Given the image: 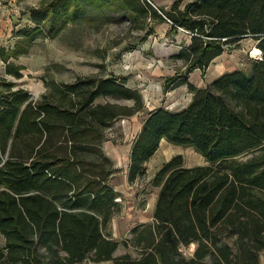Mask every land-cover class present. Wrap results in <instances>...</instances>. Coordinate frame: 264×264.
Here are the masks:
<instances>
[{
  "label": "trees",
  "instance_id": "1",
  "mask_svg": "<svg viewBox=\"0 0 264 264\" xmlns=\"http://www.w3.org/2000/svg\"><path fill=\"white\" fill-rule=\"evenodd\" d=\"M84 3L141 20L145 36L152 34L148 23H167L189 38L174 57L183 60L185 73L165 79L162 89L186 85L191 102L177 112L147 114L131 148L128 181L144 174L161 140L192 148L206 165L185 168L181 155L164 163L151 182L160 189L154 223L117 243L104 235L119 205L102 143L115 121L143 110L141 95L112 76H92L52 85L33 101L13 90L12 81H0V264H258L264 250V0H175L168 11L151 0H53L31 13L37 27L19 35L24 40L9 56L17 58L37 33L54 39L67 24L88 21ZM245 38L261 55L248 73L222 74L203 89L186 81ZM5 72L21 78L9 64ZM99 97L132 106L94 104ZM119 244L136 256L114 257Z\"/></svg>",
  "mask_w": 264,
  "mask_h": 264
},
{
  "label": "rangeland",
  "instance_id": "2",
  "mask_svg": "<svg viewBox=\"0 0 264 264\" xmlns=\"http://www.w3.org/2000/svg\"><path fill=\"white\" fill-rule=\"evenodd\" d=\"M51 1L0 0V81H12L15 83L13 90L24 91L33 101L41 100L42 96L50 93L52 85L70 84L92 76H112L116 83L123 82L124 87L137 91L141 97L147 93L153 97L163 94L165 79L185 73L183 60L174 59L178 47L182 49L189 45L188 35L184 32H165L169 29L167 23V26L148 23L152 34L145 36V24L141 20L133 23L131 16L123 11L114 13L103 10L98 13L97 9L86 3L83 8L88 21L78 20L67 24L54 39L42 32L37 33L30 42L22 44L25 50L17 58L9 56L15 45L24 40L19 35L37 27L31 20V13ZM152 1L160 4L174 0ZM241 45L251 47L247 58L258 57L253 40L246 38ZM7 64L20 69V79L14 80L6 74ZM105 103L132 106L130 100L112 97H99L94 101V104ZM126 119L115 121L110 127V134L106 135L108 129L105 131V138H115L114 129ZM183 148L179 146L177 149L181 151ZM183 154L188 162L193 161L190 151Z\"/></svg>",
  "mask_w": 264,
  "mask_h": 264
},
{
  "label": "crops",
  "instance_id": "3",
  "mask_svg": "<svg viewBox=\"0 0 264 264\" xmlns=\"http://www.w3.org/2000/svg\"><path fill=\"white\" fill-rule=\"evenodd\" d=\"M152 2L154 8H163L166 11L170 10L173 3V1H162L160 4L156 1ZM187 2L190 1H186L185 3ZM185 3H183V5ZM157 24L166 25V23ZM167 31L170 32V25L169 29L165 32ZM243 40L244 39L237 42L236 46L226 47L220 56L210 62L204 73H201L198 69H194L187 75L186 81L197 89H203L222 74L233 71L248 73L255 60L253 57H246V54L251 47L245 48L242 46L241 41ZM253 47H255V45H253ZM254 49L257 48L255 47ZM179 50H181L180 47H178L174 56L178 54ZM241 65L243 67H240ZM243 68L246 69L244 70ZM141 98L143 102V110L122 121V125H119L118 128H115L113 131L115 138L111 137V139H108L106 137L107 139L104 138L105 140L102 143L103 153L112 163L113 167V173L110 176L108 186L116 193V203L119 205V212L116 213L107 224L104 230V235L117 243H121L125 239H128L132 229L141 225L154 223V211L160 189L159 187L152 186L151 182L155 173L164 163L169 161L175 155H181L183 158V166L185 168L206 165L202 156L194 152L192 148L184 147L181 150L182 153L179 154L181 152L180 149H177L179 146L161 140L156 152L144 164V174L141 177L136 178L133 182L128 181L131 148L133 142L141 131L147 114L157 109H165L172 112L180 111L187 107L191 102L192 94L188 92L186 85H182L167 92L163 91V94H156L153 97L147 93ZM108 130L109 131L106 132V135L110 134L109 132L112 129L110 130L109 128ZM184 151L187 152V154L189 151L193 154L192 162L186 160L185 155L183 154ZM194 248L195 245L191 244L187 248L188 251L185 249L186 254L192 256ZM125 254H129L133 257L136 256L132 248H124L121 244L118 245L113 256L119 257ZM80 264L113 263L111 261L100 263L84 261ZM258 264H264V250L259 254Z\"/></svg>",
  "mask_w": 264,
  "mask_h": 264
},
{
  "label": "built area",
  "instance_id": "4",
  "mask_svg": "<svg viewBox=\"0 0 264 264\" xmlns=\"http://www.w3.org/2000/svg\"><path fill=\"white\" fill-rule=\"evenodd\" d=\"M255 61H260L261 60V55H259L258 59H254Z\"/></svg>",
  "mask_w": 264,
  "mask_h": 264
},
{
  "label": "bare ground",
  "instance_id": "5",
  "mask_svg": "<svg viewBox=\"0 0 264 264\" xmlns=\"http://www.w3.org/2000/svg\"><path fill=\"white\" fill-rule=\"evenodd\" d=\"M255 55H257V54H255ZM259 55H260V54H259ZM259 55H258V57H256V58L253 57V58H254V59H258V58H259Z\"/></svg>",
  "mask_w": 264,
  "mask_h": 264
}]
</instances>
